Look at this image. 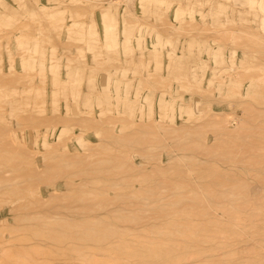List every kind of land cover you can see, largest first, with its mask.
<instances>
[{"label": "rangeland", "instance_id": "374dc122", "mask_svg": "<svg viewBox=\"0 0 264 264\" xmlns=\"http://www.w3.org/2000/svg\"><path fill=\"white\" fill-rule=\"evenodd\" d=\"M0 264H264V0H0Z\"/></svg>", "mask_w": 264, "mask_h": 264}]
</instances>
